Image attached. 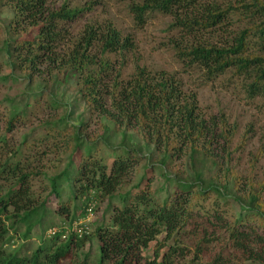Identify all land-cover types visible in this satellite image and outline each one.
<instances>
[{
	"label": "trees",
	"instance_id": "trees-1",
	"mask_svg": "<svg viewBox=\"0 0 264 264\" xmlns=\"http://www.w3.org/2000/svg\"><path fill=\"white\" fill-rule=\"evenodd\" d=\"M57 3L0 0V53H4L10 71L1 78L16 81L13 73L17 72L27 86L40 81L42 87L34 96L45 97L46 109H64L63 115L39 122L38 127L47 132L46 139L59 138L57 147L66 159L53 176L37 171L27 161L32 150L29 133L10 142L14 127L26 119L31 105H9L0 132V264H89L88 255H82L81 250L91 238L98 242L95 264H192L193 259L207 256L209 244L221 240L229 247L228 257L217 253L206 264H232L229 259L233 255L251 264H264V171L255 179L242 176L232 166L233 129L227 128L224 116H201L196 98L186 95L181 82L164 72L149 73L135 63L128 79L121 81L117 58L133 51V41L110 23L88 22L76 35L68 33L90 7L71 6L65 0ZM239 7L254 21L230 44L175 45L174 49L179 61L204 71L207 81L232 71L241 80L244 93L254 99L264 94V52L250 49V43L264 49V0H248ZM198 10L204 11L203 17L189 16ZM233 10L239 9L234 5L220 9L213 3L204 5L202 0H137L130 6L137 26L156 12L172 16L189 31L193 27L210 29ZM68 85L73 98L63 103L61 97ZM23 96L26 100L30 97L26 91ZM79 100L101 121L98 136L87 132L85 122L70 123L68 111L76 108ZM130 132L137 135L142 149L121 146L116 148L117 154L113 148L109 162L95 155L98 144L106 143L104 134ZM156 152L164 169L172 159L188 158L183 178L173 176L186 188L167 193L163 199L152 194L147 177L153 172L155 164L150 163V157ZM137 158L145 162V174L119 195L122 206L113 210L109 226L81 238L72 234L64 241L58 236L44 238L26 257L17 256L10 248L15 238L25 240L35 228L44 233L54 227L45 223L49 215L62 223L76 221L85 216L88 202L114 197L138 165ZM205 161L216 169L206 180ZM34 176L47 179V195L35 197ZM162 176L168 179L165 173ZM211 193L216 201L212 213L204 215L201 201ZM228 199L238 211L232 219L219 205ZM202 220L208 229L200 225ZM199 229L204 231L195 241ZM190 252L193 256L188 260Z\"/></svg>",
	"mask_w": 264,
	"mask_h": 264
},
{
	"label": "rangeland",
	"instance_id": "rangeland-1",
	"mask_svg": "<svg viewBox=\"0 0 264 264\" xmlns=\"http://www.w3.org/2000/svg\"><path fill=\"white\" fill-rule=\"evenodd\" d=\"M62 1L64 0H56L59 3H62ZM65 1L71 6L82 7L87 5L90 7V11L83 13L82 17L68 33L72 32L76 35L80 31V27H84L88 22H95L99 25L110 23L112 27H115L117 31L121 32L123 37H129L133 41V51L126 55L125 58H117L118 61H121L119 62L120 64L117 62V66L122 71L121 81L128 79L135 63L146 68V71L149 73L164 72L179 80L183 85V90L186 95L191 94L196 98V106L201 116L209 118L211 116L219 117L223 115L227 122V128L230 130L233 129L231 149L235 150L232 155V166L235 170L240 172L244 177L252 176L255 179L261 177L264 171V94L254 99L248 98L240 83L241 80L232 75V71L214 80L207 81L204 71L196 66H187L184 64L185 62L182 63L179 61L176 58L174 49L175 45L179 47L205 45L223 47L230 44L239 31L248 27L249 23L254 21V19L250 18V15L240 11L239 4L241 2L246 3L248 0H202L204 5L213 3L220 9H226L234 5L239 10H233L219 24L210 29L193 27L190 31L183 30V26H180L172 16H166L156 12L148 14L145 23L142 26H137L130 13V6L137 0ZM189 16H194L195 18L203 17L204 11L198 10V12H193ZM257 48L260 52H264L261 46L257 45L256 47L252 42L250 43V49L256 50ZM122 63H125V65L122 66ZM9 73L5 55L1 52L0 132L4 128L9 105L15 102L19 107L26 106V103L30 104L31 108L27 112L26 119L21 120L14 127L10 142L16 143L23 133H29L30 138L28 142L32 146V150L27 154L29 157L27 161H31L36 170L46 174L47 177L53 176L62 169L66 159L61 154L60 147H57L59 145V138L53 135L48 137L49 139H46L47 132L42 130L41 127H38V124L50 117H60L63 115L64 109H46L47 106L44 105L45 97L43 95L34 96L38 88L42 87L40 81L35 82L31 86H27L26 82L21 80L20 73L17 72L13 73L14 77L17 78L16 81L11 78H1L9 75ZM25 91L30 96L28 100L23 96ZM31 93L33 94L31 95ZM34 98L37 99L36 103L33 101ZM72 98L73 89L68 85L65 87L61 99L65 103L70 102ZM8 99H13V101H9ZM68 114L70 123L85 122L87 124V132L93 136L101 134V121L94 112L89 113L80 100L76 108L68 111ZM103 139L106 143L103 145L98 144L95 155L104 158L105 162L111 161L113 148L116 149L121 146L135 149L143 148L137 135L131 132L119 133L116 136H111L110 133H106ZM241 143L242 146H240ZM116 153H119L117 149ZM137 159L139 162L138 165L126 179V184L114 197L94 201V215L89 222L90 232L99 227L110 225L113 210L122 206L119 195L130 190L138 177L145 174L143 169L145 162L140 160V158ZM150 159V163L154 162L155 165L153 172L148 174L147 177L150 179L151 192L155 197L163 199L167 193L186 188L182 184L183 181L179 182L173 176L183 178V174L188 170L187 156L183 155L178 159H172L167 162L166 169L160 166L159 161L161 160V156L157 152ZM203 163L205 165L203 175L206 180L216 174V169L211 167L209 161ZM164 173L168 176V179L162 176ZM32 191L35 197L47 195V179L41 176H34L32 179ZM204 199L201 201L202 210L200 212L204 215L207 211L212 213L211 209L216 201L215 195L211 193ZM219 205L222 213L224 214L226 212L227 217L230 219L237 217L238 211L231 199H228L226 202L221 200L219 201ZM204 219L206 220L207 218L205 217ZM65 222L66 225L70 226L75 221ZM45 223L53 224L54 227L63 224L54 215H49L45 219ZM200 225L207 229L209 228V225L204 223V220L200 222ZM48 230L46 229L42 233L40 229L35 228L32 231L31 237L25 240L15 238L10 248L16 251L17 256L26 257L41 244L44 238H48ZM199 231V235L196 236L195 241H198L202 237L203 233L201 231L204 230L199 229ZM97 250L98 242L95 238H91L81 250V253L82 255H88L89 264H95L98 259ZM207 253V256L202 260H191L192 264H196V261H198V264H206L211 256L217 253L227 258L230 251L229 247L226 246V242L221 240L209 244ZM146 256L148 257L149 254ZM192 256L193 254L190 252L187 259H191ZM229 261L232 264H251V262L244 261L239 255H233Z\"/></svg>",
	"mask_w": 264,
	"mask_h": 264
},
{
	"label": "built area",
	"instance_id": "built-area-1",
	"mask_svg": "<svg viewBox=\"0 0 264 264\" xmlns=\"http://www.w3.org/2000/svg\"><path fill=\"white\" fill-rule=\"evenodd\" d=\"M94 209L95 202L90 201L87 204L85 216L83 218L76 220L70 226L63 223L57 227L50 228L47 233L48 238H54L58 236L60 241H64L70 234L74 235L76 238H81L84 235H88L90 233L89 222L92 220L94 215Z\"/></svg>",
	"mask_w": 264,
	"mask_h": 264
}]
</instances>
